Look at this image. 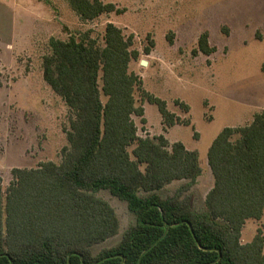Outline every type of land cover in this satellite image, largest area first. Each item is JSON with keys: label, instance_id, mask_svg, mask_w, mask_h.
<instances>
[{"label": "trees", "instance_id": "16d2710c", "mask_svg": "<svg viewBox=\"0 0 264 264\" xmlns=\"http://www.w3.org/2000/svg\"><path fill=\"white\" fill-rule=\"evenodd\" d=\"M67 1L84 21L124 11L103 0ZM104 41L89 33L50 40L44 80L69 108L68 145L60 163L14 168L7 190L0 185V264H264L263 230L242 242L247 221L264 217V111L214 139L208 151L214 186L206 209L197 211L190 191L203 172L199 152L165 135L141 137L134 116L147 119L136 91L158 107L166 129L190 121L143 89L130 69L139 56L132 36L108 23ZM199 51H216L208 32ZM176 104L190 111L180 99ZM176 181L186 183L173 196L159 193ZM103 190L126 202L136 221L119 244L96 254L94 246L121 226L98 195Z\"/></svg>", "mask_w": 264, "mask_h": 264}, {"label": "rangeland", "instance_id": "374dc122", "mask_svg": "<svg viewBox=\"0 0 264 264\" xmlns=\"http://www.w3.org/2000/svg\"><path fill=\"white\" fill-rule=\"evenodd\" d=\"M103 1L124 11L84 21L67 0H0V185L7 190L14 168L60 163L68 145L69 108L44 80L43 57L51 51V38L89 33L103 46L106 26L114 23L133 37L131 49L139 56L130 69L142 78L143 89L190 121L166 129L158 107L136 91L137 106L144 107L147 119L134 116L141 137L165 135L171 143L181 141L199 152L203 172L190 194L202 212L214 186L208 164L214 139L225 127L248 125L264 111V0ZM204 32L216 48L211 55L199 51ZM151 40L155 46L147 54ZM177 99L190 111L178 106ZM184 183L176 181L159 193L173 196ZM98 195L115 208L121 226L116 236L94 246L96 254L119 244L136 221L126 202L108 190ZM259 229L264 232V217L248 220L242 242H251Z\"/></svg>", "mask_w": 264, "mask_h": 264}, {"label": "water", "instance_id": "95a60500", "mask_svg": "<svg viewBox=\"0 0 264 264\" xmlns=\"http://www.w3.org/2000/svg\"><path fill=\"white\" fill-rule=\"evenodd\" d=\"M142 65H143V66L148 65V61H142Z\"/></svg>", "mask_w": 264, "mask_h": 264}, {"label": "crops", "instance_id": "0c3cea01", "mask_svg": "<svg viewBox=\"0 0 264 264\" xmlns=\"http://www.w3.org/2000/svg\"><path fill=\"white\" fill-rule=\"evenodd\" d=\"M150 104V103H149Z\"/></svg>", "mask_w": 264, "mask_h": 264}]
</instances>
